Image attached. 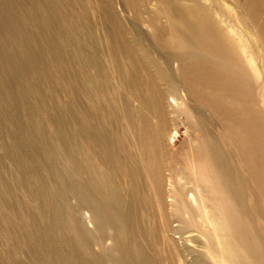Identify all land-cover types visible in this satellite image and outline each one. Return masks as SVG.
<instances>
[{
	"label": "rangeland",
	"instance_id": "374dc122",
	"mask_svg": "<svg viewBox=\"0 0 264 264\" xmlns=\"http://www.w3.org/2000/svg\"><path fill=\"white\" fill-rule=\"evenodd\" d=\"M0 264H264V0H0Z\"/></svg>",
	"mask_w": 264,
	"mask_h": 264
}]
</instances>
